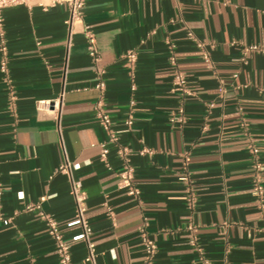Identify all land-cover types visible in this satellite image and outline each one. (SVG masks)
Segmentation results:
<instances>
[{
	"label": "crops",
	"instance_id": "crops-1",
	"mask_svg": "<svg viewBox=\"0 0 264 264\" xmlns=\"http://www.w3.org/2000/svg\"><path fill=\"white\" fill-rule=\"evenodd\" d=\"M85 1L99 62L83 24L69 44L66 5L3 12L0 264H61L41 213L58 221L74 264H93L76 239L83 226L70 177L59 171L66 157L86 192L96 264H143L145 223L155 264H264V208L255 195L257 162L264 186V0ZM130 50L133 68L124 58ZM176 71L186 92L174 89ZM100 73L115 128L134 118L120 142L132 151L139 198L118 188L115 146L112 169L100 160L108 141L94 109ZM58 98L60 121L52 107H38Z\"/></svg>",
	"mask_w": 264,
	"mask_h": 264
},
{
	"label": "built area",
	"instance_id": "built-area-1",
	"mask_svg": "<svg viewBox=\"0 0 264 264\" xmlns=\"http://www.w3.org/2000/svg\"><path fill=\"white\" fill-rule=\"evenodd\" d=\"M85 0H0V52L2 54L1 58V70L7 74L8 65H7V56H8V48H7V40L5 33V23L3 12L6 8L15 7V6H24L28 9H32L36 6L42 7L44 10H48L51 7L57 5H66L69 10V18L66 21L69 28V44L72 42L73 34L75 33L76 26L79 24H83L85 28V34L89 40V48L90 54L93 56L95 62H99L101 60L100 53L96 44V36L92 31L91 27L85 23L84 18V7ZM191 38H194L193 34H189ZM199 47L204 50V57L209 60V54L205 49V44L203 42L198 43ZM259 46L252 45L247 48V50H259ZM261 50L264 51V48ZM125 60L130 67H134L137 62L138 55L134 50H130L125 54ZM174 89L180 92L187 91V79L184 73L180 71H176L173 80ZM106 81L103 78V74L100 73L98 75V80L96 82L95 88L100 92L99 98L95 103V115L98 118L101 126L108 134V141L101 143V153L100 160L104 163V165L108 169H112V163L109 158L110 150L108 145H113L116 147V153L120 161V170L118 172V188L124 190L129 196H133L135 198H139L141 191L135 184V168L131 159V149L122 144L120 142V135L125 132H130L134 125L133 116H129L123 121V128L117 129L114 126L112 121V117L109 114L106 108L105 102V92H106ZM63 106V98H58L53 101L41 100L38 104L39 109H45L52 107L53 112L56 115V119L60 121L61 113ZM174 121V119H173ZM148 149H143L142 154L149 152ZM253 151L256 152L255 147L253 146ZM255 169L257 172L255 178V195L259 198L261 206L264 208V186L261 182V178L259 175V171L261 169L260 163H256ZM59 171L65 172L69 175L71 180V191L75 197L77 212H78V222L82 224L83 230L82 233L76 237V239H84L88 246V256L86 258L87 261L96 264V254L94 243L91 241L92 235V227L88 224L85 219L86 212V192L84 190L83 183L80 180H77L73 176V162H71L67 157L61 166L59 167ZM186 179V177H183ZM29 210L35 209V206L29 205L27 207ZM42 217L47 221V224L50 229V234L54 238L57 246V252L59 254L60 263L61 264H74L72 261L71 248L70 244L65 239L63 233L60 231L58 221L48 216L44 213H41ZM192 232H196V227L191 224L189 226ZM145 258L143 264H155V257L157 254L158 246L156 241L150 236L147 224H143L140 228ZM195 241V240H194ZM201 251V249L199 248Z\"/></svg>",
	"mask_w": 264,
	"mask_h": 264
}]
</instances>
